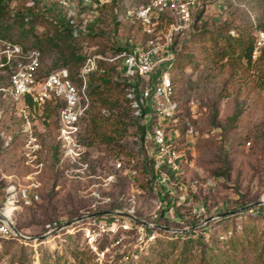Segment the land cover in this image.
I'll list each match as a JSON object with an SVG mask.
<instances>
[{
	"label": "rangeland",
	"instance_id": "obj_1",
	"mask_svg": "<svg viewBox=\"0 0 264 264\" xmlns=\"http://www.w3.org/2000/svg\"><path fill=\"white\" fill-rule=\"evenodd\" d=\"M36 1L31 9L44 20L31 31L28 25L14 27L8 40L36 48L53 21L65 19L75 30V53L87 57L115 53L132 37L141 38L139 25L117 21L115 10L149 0ZM26 2L2 4L14 14L28 9ZM261 32L264 0H199L190 36L177 44L191 57L176 71L179 129L169 130L179 169L172 175L163 169L162 181L151 169L153 149L134 140L129 109L114 78L106 90L101 86L102 95H93L78 137L82 155L74 159L57 140L52 103L25 107L26 100L14 103L0 93V210L11 205L12 230L34 238H0V264H205L203 257L218 264L217 255L264 264V216L205 223L243 203L264 201V57L248 63L238 58V47L213 40L219 34L237 38ZM43 55L45 71L62 66L54 49ZM116 97L118 107L102 103ZM122 109L126 115L116 127ZM146 112L153 117L152 110ZM181 123L193 129L192 136L185 137ZM112 203L120 206L114 212L149 226L120 214L76 221ZM231 242L242 245L233 251Z\"/></svg>",
	"mask_w": 264,
	"mask_h": 264
},
{
	"label": "built area",
	"instance_id": "obj_2",
	"mask_svg": "<svg viewBox=\"0 0 264 264\" xmlns=\"http://www.w3.org/2000/svg\"><path fill=\"white\" fill-rule=\"evenodd\" d=\"M35 1L27 0L25 6L31 8ZM69 1L72 0H64L65 3ZM83 1L84 5L94 3V0ZM198 4L199 0H149L139 7L115 10L117 21L139 25L141 38L132 37L117 53L88 55L76 71L77 80L72 79L67 68L45 71L38 50H24L20 45L0 38V73L8 75V84L0 86V93L14 103L26 100L25 107L41 108L50 103L57 106V140L64 146L66 156L79 158L82 155L78 141L81 124L92 110V100L87 91L89 78L102 72L100 63L113 66L117 74L115 79L126 83L124 98L132 120L134 140L140 142L143 139L145 150L148 147L153 149L151 169L156 173V179L162 181L164 178L158 173L164 168L172 174L179 169L180 154L178 148L171 144L169 133L170 128L174 133L179 129L177 117L180 112L171 68L179 40L190 36L193 10ZM263 47L264 33L261 32L256 35L252 59L258 57ZM149 109L153 111L152 118L146 112ZM187 127L183 132L185 137H190L194 131ZM121 165L117 161L116 168H121ZM32 196L30 192L26 198L31 199ZM237 216L239 219L264 216V201ZM14 237L18 235L9 223L0 220V238Z\"/></svg>",
	"mask_w": 264,
	"mask_h": 264
},
{
	"label": "trees",
	"instance_id": "obj_3",
	"mask_svg": "<svg viewBox=\"0 0 264 264\" xmlns=\"http://www.w3.org/2000/svg\"><path fill=\"white\" fill-rule=\"evenodd\" d=\"M4 0H0V29L2 30V33H0V38L3 40H7L10 41L14 44L20 45L24 50H29V49H35L38 50L41 53L42 56V63L44 61V50H51L54 49L55 51L58 52L59 55V60L61 61V65L60 67L63 68H67L70 72H71V76L72 79L75 78L76 76V69L73 71L72 69H70L71 67L74 68H80L86 57H83L81 55H78L75 53V48L73 47V40L76 38L74 35V31L72 29V27L70 26V23L67 22L65 19H61L60 21H53L55 23V25H52V30L49 29L47 31V34L45 35L44 39L39 42L35 43V47L36 48H29V47H25L22 44L15 42L13 40H8L7 38V34H9L11 32L12 29H14V27H18V29L20 28H25L26 25H28V30H33L34 27L36 26L37 23H39L40 21L42 22L44 20V15L42 14H38L37 12H34V9L28 8L25 9V11L22 12H14V14H12L10 11L6 10V7L4 4H2ZM37 2V1H36ZM36 6V5H35ZM12 14V16H11ZM10 15V16H9ZM42 17H41V16ZM9 19V21H8ZM58 24V25H57ZM248 36L246 37V35L242 34V36H239L237 38H233L231 35H226V36H222L221 34H219L218 36L214 37L213 40L215 39H221L222 42L227 43L231 48H234L235 46L238 47L240 49V53H238V58L239 59H246L248 63L253 62L252 60V51L254 48V43L256 40V35H250L247 34ZM216 42V41H215ZM236 44V45H234ZM123 49V47H118L117 50L115 51V53L121 51ZM181 46L179 48H176L174 51V54L176 55V59L174 62L173 67L171 68V78H172V83L173 86L175 88L176 86V79H177V75H176V71L180 70L182 67H184L185 64L189 63V59L191 58L190 55H186L183 53V51L181 50ZM189 56V57H188ZM264 57V47L260 50L258 57L256 58V61H258L260 58ZM99 67L102 69V72L97 73V74H92L89 78L88 81V94L91 97V100L93 101V95L94 96H100L103 94L104 90H106V86H110L112 83V78H114L115 82H113L115 84L116 87H121L122 94H124V89L126 87V83L119 81L118 79H115V77H117L116 74V70L114 69L113 66H108L105 65L104 63H100ZM59 68V67H57ZM77 69V70H78ZM54 70V69H53ZM49 72V71H47ZM111 74V77H109V75ZM6 79V85L4 84L3 86V82ZM75 80H77L75 78ZM8 84V75H2L0 73V86H7ZM101 86H104V90L100 91ZM28 101V99H27ZM108 101V100H107ZM106 101V99H103L104 104H109L108 107L109 108H113V107H118L119 104V100L116 97L113 102L110 101L109 103ZM123 101L125 106L127 105L126 99L123 97ZM29 102V101H28ZM48 105V104H47ZM56 113H57V106H53ZM92 108H93V102H92ZM127 108V107H126ZM117 119L118 121H114V125L119 126L120 124H123V121H121L123 115L125 114V111L122 109L121 111L117 112ZM182 124V131H185V127L186 124L185 123H181ZM112 131H115V133H118L119 129H112ZM108 141H111L113 138L112 137H107ZM142 142H144V140L142 139ZM152 163H153V159H152ZM152 168V167H151ZM165 171H167L168 174L172 175V172H170L169 169L164 168ZM156 178V177H155ZM247 205V203H243L240 206H238V208L243 207ZM120 209L119 205H113V203L109 206H105L104 209L98 210L99 212H106L108 211H114ZM222 218H228V217H222ZM133 224H137L136 222L132 221ZM147 229V228H146ZM184 235L187 236V233H184ZM191 238H188L186 243L191 242L190 241ZM185 243V244H186ZM242 243H232L230 244V248H232L233 251H236L237 247H241ZM186 250V249H185ZM185 250H183L180 254V256H178L174 262H178L181 260V255L183 256V254L185 253ZM231 250V249H230ZM223 254V253H222ZM221 254V255H222ZM207 257H203V261H205V264H210V262L207 260ZM215 260L216 262H218V264H245L246 262V258L244 259H237L235 257V255L233 256H228L226 258H222L221 256L217 255L215 256ZM242 260V261H240Z\"/></svg>",
	"mask_w": 264,
	"mask_h": 264
},
{
	"label": "water",
	"instance_id": "obj_4",
	"mask_svg": "<svg viewBox=\"0 0 264 264\" xmlns=\"http://www.w3.org/2000/svg\"><path fill=\"white\" fill-rule=\"evenodd\" d=\"M261 204H263V201H260V202H257V203H252V204H248V205H245L243 207L236 208L234 210L224 212L220 216L217 215V216L210 217V218L206 219L205 223H207V222H209V221H211V220H213V219H215L217 217H230V216L238 215L239 213L244 212L245 210H247L250 207H255V206H258V205H261ZM114 214L123 215L125 217L130 218L132 221H135L137 223H141L142 225H145V226H149L147 223L135 218L134 216H131V215H128V214H125V213L114 212V211H106V212L94 213V214H91V215H88V216H84V217L78 218V219H76V221L83 220L85 218H93V217H99V216H102V215H114ZM0 220L7 221L6 217H4V215L2 213H0ZM68 224H70V223H68ZM13 231L22 239L34 240V238L24 237V236L20 235L14 228H13ZM53 232H55V230L50 232V234H52ZM48 235H49V233H48ZM45 236H47V235H44V236H41V237H38V238L41 239V238H44Z\"/></svg>",
	"mask_w": 264,
	"mask_h": 264
},
{
	"label": "bare ground",
	"instance_id": "obj_5",
	"mask_svg": "<svg viewBox=\"0 0 264 264\" xmlns=\"http://www.w3.org/2000/svg\"><path fill=\"white\" fill-rule=\"evenodd\" d=\"M13 208L11 207V205H8L7 209L4 210V213H2L4 215V217H6V219H8L11 216V212H12Z\"/></svg>",
	"mask_w": 264,
	"mask_h": 264
}]
</instances>
